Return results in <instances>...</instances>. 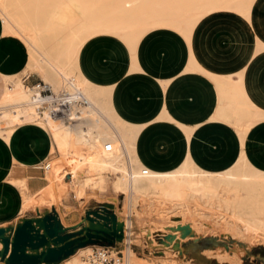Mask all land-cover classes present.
I'll use <instances>...</instances> for the list:
<instances>
[{
    "label": "rangeland",
    "instance_id": "obj_1",
    "mask_svg": "<svg viewBox=\"0 0 264 264\" xmlns=\"http://www.w3.org/2000/svg\"><path fill=\"white\" fill-rule=\"evenodd\" d=\"M35 1L36 3H40L42 8L46 7L48 4V0H39L38 2L37 0H4L8 11L12 15L23 18L21 20L25 23V27L27 28H30V20H28V18L33 21L37 14L38 19L35 18L37 22L36 25L39 26L40 30L46 33V35L43 36L44 45L49 48L50 51H56L61 43H64L67 38H70L68 28L71 27L77 31L79 30L80 26L78 25H80L83 17L79 15V13L77 16L73 15L75 11H72V16L75 18V20L74 18L72 20L74 21L73 24L75 23L74 25L72 22L65 24L63 19L56 17V19H54L55 25L52 24L54 28L48 34L45 31L48 29L47 21L39 18L40 12H36V9L33 8V6L36 5ZM76 1L86 2L88 0ZM126 1L128 2L124 5L123 3ZM171 1L172 4L168 3L167 0H102V4L98 3L95 6L96 12H93L97 14L101 13L100 15H104L103 18L108 20L118 15L120 19H118V17L116 18L119 23L131 22L129 26H127L131 29V36L136 35L138 31H142L143 29H149L144 35L142 42L137 43L136 47L139 55L141 54V64H144L147 70L153 72V74L151 77L147 75L148 78L146 77V79L139 75L138 77L134 76L131 80L138 78L140 80L138 82L136 80L131 82L130 80L122 87L123 91L130 92L131 105L138 110L143 109L146 112V115L152 119L151 122L146 123V128L137 139L135 155L137 154L136 156H138L145 165L157 161L163 168H171L175 162L182 163L185 159L187 151L185 148L186 133H188L190 136L189 152L196 167L200 169L202 173L208 172L213 173V175L216 174L215 177L218 178L217 180H221L227 175V173L232 171L242 155V146L239 141V135L233 125L215 121L213 117L221 106L224 110L229 109V102L227 100L219 102L218 90L226 85L231 87L233 83L226 81L228 79L216 82L209 78L205 73L198 71L204 70V65H199L197 67L193 64L191 44L186 36H191L193 38V32L201 20L217 11L220 12L214 16V19H216L215 27L221 26V24H226L227 21L238 20V18L237 15L232 12L223 11L217 8L218 0H170V2ZM257 1L258 0H230L228 6L232 9L239 8L230 11L241 15L252 24L254 23L252 13ZM64 2L66 3V1ZM180 2H184V10L180 8L181 13H179V17L177 13L175 14V12L172 11L170 18L165 20H155V17L158 18L163 15V11L155 12V10H162L165 6L164 14L166 15L168 6L177 7ZM147 3L151 9L153 7V11H150L147 14L152 20L149 19L145 25H139L138 21L142 23V20L138 18L134 20L130 19V21L126 20L127 14L132 11L133 15H135L136 12L137 15H139L140 12L143 11L140 7H143ZM120 6L121 8L119 11L114 9ZM132 6L133 10H129ZM81 11L83 13L86 12L83 3L81 5ZM44 12V10H41V14ZM87 13L88 14L83 15L84 18L89 15V12ZM121 14L123 15L121 16ZM188 14L191 17L187 16ZM142 18H144L143 15ZM164 21H167L166 25H164ZM124 25L121 24L116 26L118 28H123ZM213 26L214 25L209 29L213 30ZM5 33L8 36L12 35V37H16L9 32ZM180 36L183 39L182 42L178 47H175L176 44L174 46L170 45L171 48L170 50H167V56L177 55L175 61H181L183 63L182 70H180L179 74L199 73L212 82L215 93V106L212 114L206 119V121L225 125L230 135H226V133L223 132V135H226V139L222 136V138L219 139V142H214V145L216 146L209 145L207 142L199 140V149H201L202 154L206 151L205 155L202 157H205L210 161L212 156L214 157L217 155L215 153H220L219 155L223 153V141L225 142V140H228V146L232 149L233 154L224 167L209 168L197 161L192 151V143L196 129L201 125V122L186 123L178 119L172 113L167 97L168 89L175 75L161 77L154 71L155 65L160 61V50L151 53L148 50L149 44L151 43L150 41H157L158 43L165 41L166 44H168V42L173 43ZM12 37H0V65L2 64L4 69L13 71L14 76L19 75L22 78L23 73L20 72L24 70L21 66H23L22 60L25 59V55L22 54V49L15 41L17 39L22 43V40L19 37ZM127 43L128 41L123 32H118L116 34L99 33L91 37L88 40L87 45L84 46L85 48L83 47L81 49L79 61L81 60L83 62L86 58L92 59L95 66L94 69L96 70H103L99 60L110 61L111 59H116L117 62H119L118 64L127 67L129 63H131L125 47L127 46ZM157 46L161 48L160 44ZM260 54H264V43L262 41L258 42L255 51L251 55L249 64L240 70H246L251 65L252 58ZM139 55L137 57H139ZM94 60H97V65L94 63ZM145 61L147 64H145ZM141 67V65L140 67H137V69L134 67L133 70H141ZM205 69L207 68L205 67ZM122 72L128 71L121 70L120 75H122ZM230 75L231 74H224V76L227 77H231ZM125 76L127 77L128 74ZM239 76L242 81H244L248 75L239 72ZM253 76L257 78V75ZM248 77L251 78L252 76ZM32 78L35 79L34 83L28 84L27 82L29 81L24 82L26 87L33 89L37 86L36 84L43 82L37 73H32L30 79ZM155 80H157L158 85ZM126 87L129 89L126 90ZM1 90L2 82L0 83V93ZM240 95L244 100L247 99L245 93H241ZM250 95L252 97L251 99L256 102V91H253ZM262 95L263 97L261 99L264 100V88ZM142 101L148 103V106L143 107L144 103L142 104ZM162 101L164 108L163 113L161 114V112H158L160 106L158 107L157 104ZM258 103L260 104V101ZM149 104L151 106H149ZM225 104L227 106H225ZM219 105L221 106L219 107ZM238 118L242 119L244 123L257 124L251 129L246 138V152L250 163L264 174V139L262 141V139L258 138L255 134V130L261 125H264V103L262 102L261 108L255 106L244 110L241 117L233 115L232 122L235 124ZM174 120L176 123L172 122ZM1 122L4 123H1L2 128L5 129L7 127V125H5V119ZM175 124H177V126ZM259 129L261 132H264V127H260ZM32 130L39 132V130L36 129V126L31 124L16 127L13 132H15L14 136H21L23 133ZM209 135H211V133L206 129L202 131L200 136L201 138H206V136ZM12 136L13 133L10 136V140H12ZM0 141H3L5 144V140L1 135ZM200 145H204V147L202 148ZM57 147L58 146L55 145V148L53 149L54 154L52 156V162L48 163L50 164L51 169L49 168V174H46V176H51V181L57 175L65 172L64 169L68 170V168L70 169L74 165V161H72L73 159H61L63 156L61 153L64 152L63 150L60 152L61 149L59 147L58 151ZM121 158V163L123 160V163L127 162L125 157L121 156ZM58 168L60 169L59 171ZM118 172L117 170L104 171L101 176L96 177L97 180L95 178V182H91L85 187V189L83 183L87 180V177L83 176L73 180V176L69 175L63 180L64 186H62L63 181L56 184V192L58 195L56 194L55 198L48 193V188L51 186L53 188L52 181L51 186L49 185L46 191L47 198L40 195L29 205L27 200L23 209L19 212L0 217V227L10 225L15 226L16 223L20 221V218H14L12 222L6 225H4V222L8 221V219H11L15 215L18 216L27 205L31 212L28 211L19 217L35 216L36 211L38 210L44 212L46 209L54 208L58 212L64 225L72 222H77V224H79L82 221V217L84 220L87 210L95 209L99 206H106L113 209L116 214L118 213L123 218L121 221L125 224L124 240L116 243L114 248L116 250H123V253L127 256V260L130 264H264V226L261 228L259 235L250 232L242 222V220H246V217H242L238 212L233 211V209H231L232 205L229 206L235 201L238 192V195H240L239 189L237 190L229 183H227V185L226 183H223L221 184L222 186L220 188L219 196L214 200L208 201L203 198L192 199L189 196L183 195L178 201L170 202L171 205L169 203L167 205V203H160L161 198L134 196L132 199L128 194L122 195L117 192L114 187V182L117 177L120 176ZM33 174V176L37 175V177L43 176L41 171H39V173L33 172ZM8 178L9 177H7L5 181H8ZM58 179L60 178L58 177ZM49 181L50 180L47 179V182ZM100 181H102L101 185L98 184ZM58 184H61V186ZM262 187L264 190V180ZM152 203H157L159 207L152 205ZM85 222L86 220L83 221V223ZM180 226H189L188 232L180 228ZM178 243L182 248L181 250L176 247ZM94 247L95 245L92 244L82 247L74 255L60 264H84L85 257H88L92 253ZM2 248L3 243L0 241V249ZM0 264L6 263L0 259Z\"/></svg>",
    "mask_w": 264,
    "mask_h": 264
},
{
    "label": "bare ground",
    "instance_id": "obj_2",
    "mask_svg": "<svg viewBox=\"0 0 264 264\" xmlns=\"http://www.w3.org/2000/svg\"><path fill=\"white\" fill-rule=\"evenodd\" d=\"M38 1L39 0H37V2ZM64 1H66V3ZM167 1L172 4V1ZM127 2L128 1L123 4L126 5ZM229 2L230 0H218L217 8L221 10L239 9L230 8L228 6ZM82 3L86 8L85 13L81 11ZM98 3L102 4V0H88L86 2H78L76 0H48L46 7L42 8L40 3H36L35 1L36 5L33 6V8L36 9V12H40L39 18L47 21L48 29L45 31L48 34L54 28L52 24H54V19H56V17L63 19L65 24L68 22H72L73 24L74 21L72 20L74 17L72 16V11H75L73 15L77 16L79 13V15L83 17L80 25H78L80 26L79 30L77 31L71 27L68 28L70 38H67L64 43H61L56 51H50L43 43V36L46 35V33L40 30L39 26L36 25L37 22L35 18L38 19V15H35L36 17L33 21L28 18V20H30V28H27L25 27V23L21 20L23 18L12 15L8 11L4 0H0V20L4 25V31L22 40L23 50L26 54V73L35 72L39 74L43 82L49 86L54 93V99L51 98L48 101L49 104L45 105L43 104L44 100L42 99L41 86H36L33 89L28 88L25 86L22 79H15L17 75H11L12 77L5 79L3 95L0 100L1 137H3L7 145L11 148L10 136L15 128L27 122H32L52 137L55 145L61 149L60 152L63 150L64 153H61L63 154L61 159H73L74 165H72L74 167L72 166V169L68 168V170L64 169L65 172L57 175V178H53V188L51 185V187L48 188L49 195L54 198L57 194L56 184L58 182L61 183L65 177L72 175L73 180L83 176L87 177V180L83 183L85 189L87 185L91 182H95V178L101 176L106 170H117V172L119 170L118 174H120V176H118L114 182L115 189L118 192L128 194L132 199L134 196L161 198L160 203H167V205L168 203L171 205V203L176 200L178 201L183 195L189 196L192 199L203 198L208 201L214 200L220 194L221 184L226 183L227 185V183H229L232 187L240 191V195H238V192L235 201L229 206L232 205L231 209H233V211L238 212L242 217H246V220H242V222L250 232L259 235L261 228L264 226V190L262 187L264 174L250 163L246 152V138L251 129L257 124L244 123L240 118L236 120L235 124L232 122L233 115L241 117L242 112L246 109L255 106L261 108L264 100L261 99L263 97V87L261 88L258 86L260 84L258 81L259 79L254 76L251 78L247 76L246 80L242 81L239 73L231 74V77H227L222 73L212 72L208 68L205 69V66L203 67L204 70H198L205 73L216 82L228 79L226 81L233 83L231 87L226 85L218 90L219 102L227 100L229 102V109L224 110L222 106L219 105V107H221L218 108L213 117L215 121L233 125L239 135L240 140H238L242 146V155L232 171L227 173L222 179L220 177L221 180H217L218 178L215 177L216 174L213 175V173L208 172L202 173L201 170L196 167L189 152L190 136L188 133H186L185 146L187 151L182 163L178 164V162H176L177 164L174 165V168H163L157 161L145 165L144 162L136 156L137 154L135 155V150L137 139L147 124L133 126L124 121L122 122L121 119L119 120V115L114 106L106 99H102L94 84L81 73L78 62L80 51L85 46L86 42L99 33L116 34L118 32H123L128 41V48L134 55L137 43L143 39L149 29H143L142 31H138L136 35L131 36V29L127 27L131 22L119 23L116 18L118 15L109 20L104 19V15L101 16V13H95V6ZM183 3L180 2L177 7L168 6L166 15L164 14L165 6L162 10H155V12L163 11V15L158 18L155 17V20L170 18L172 11H174L175 14L177 13L179 17V13H181L180 8L184 10ZM120 8L121 6L114 9L119 11ZM140 9H143V11L140 12L139 15H137V12L135 13L137 16L133 15L132 11L127 14L126 20L130 21V19L134 20L138 18L142 20V23L138 21L139 25H145L149 19L152 20L147 14L153 11V7L151 9L147 3L143 7H140ZM41 10L45 12L41 14ZM129 10H133V6L130 7ZM87 12H89V15L84 18L83 15L88 14ZM122 15L123 14H121V16ZM142 15L144 18H142ZM187 16L191 17L189 14ZM118 19H120V17H118ZM163 23L166 25L167 21ZM121 24H125L123 28H118L116 26ZM186 38L191 44L193 64L197 67L199 65L203 66V63L198 59L194 51V36L193 38L191 36H186ZM2 77L4 78V75L1 76V78ZM253 91H256L257 94L256 102L251 99L250 93ZM241 93L247 95L246 100L242 98L240 95ZM67 99L70 104L68 115L56 117L54 115L53 103L56 102V100L58 102H63ZM81 101H86L88 104ZM259 101L260 104L258 103ZM225 106L227 105L225 104ZM4 119L6 122L5 125H7L5 129L1 126V123H3L1 121H4ZM172 122L174 123L175 120ZM175 125L177 126V124ZM108 142L113 145L111 151L105 149V145ZM121 156L125 157L127 162L123 163V160L121 163ZM50 167V164H45L43 166L47 171ZM59 170L58 168V171ZM3 171V176L5 178L9 174L10 169L6 167ZM0 175L2 174L0 173ZM58 177L60 179H58ZM12 183L10 185L12 188H18V190L21 187L23 188L21 185L23 182ZM63 184L64 181L62 186H64ZM98 184L101 185L102 181ZM58 185L61 186V184ZM26 202V199L23 200V202H18L17 197L12 193L0 192V217L19 212L23 209ZM152 205L158 206L157 203H152ZM127 264H130L128 260Z\"/></svg>",
    "mask_w": 264,
    "mask_h": 264
},
{
    "label": "crops",
    "instance_id": "obj_3",
    "mask_svg": "<svg viewBox=\"0 0 264 264\" xmlns=\"http://www.w3.org/2000/svg\"><path fill=\"white\" fill-rule=\"evenodd\" d=\"M225 11H229L237 15L238 20L227 21L226 24H221V26L215 27L216 19H214V16L220 12L217 11L201 20V22L196 26L193 32L195 40L194 51L198 59L206 68L215 73L235 74L243 72L248 76L257 75L260 83L258 86L264 88V54L254 56L252 58L251 65L246 70H240L249 64L251 59L250 56L255 51L258 42L262 41L264 43V0H258L256 2V6L252 13L254 20V23L252 24L233 11ZM1 23L2 22L0 20V37H12L6 35L4 25ZM212 25H214L213 30H210L209 28ZM182 40L183 39L180 36L173 43L168 42V44H166L165 41L161 43H158L157 41H150L151 43L149 44L148 50L151 53L153 51L160 50V61L157 65H155L154 71L161 77H170L175 75L168 89L167 97L172 113L178 119L186 123L201 122V125L196 129L192 143V151L197 161L209 168L224 167L233 154L232 149L229 148L227 143L229 141L225 140L226 135H230L228 133L229 131L223 124L206 121V119L212 114L215 106V93L212 82L199 73H184L179 75L180 70H182L183 63L181 61H175V57L177 55L167 56V50H170L171 48L170 45L174 46L176 44L175 47H178ZM15 41L22 49V54L24 53L25 55V59H23L24 61L22 60L23 66H21L24 70H21L22 72H20L23 73L22 78L17 75L15 76V79L19 80L20 78L24 80L23 83L29 81L27 82L28 84H33L35 79H30V77L32 73L35 72L26 73V54L23 50L22 43L17 39ZM140 42H142V40L138 43ZM87 43L88 41L85 46ZM159 44L161 45V48L157 46ZM125 47L131 61L127 67H123L118 64L119 62H117L116 59H111L110 61L99 60L103 70H96L94 69L95 66L93 64V60L88 58H86L83 62L80 60L78 62V66L81 73L94 84L102 99H106L114 106L117 114L119 115V120L121 119L122 122L124 121L125 123H129L133 126L146 124L151 122L152 119L146 115V112L143 109L138 110L131 105L130 92L123 91L122 87L134 76L138 77L139 75L146 79L147 75L151 77L153 72H149L144 64H141V54L139 55L137 47L134 55L129 50L128 45ZM138 55L139 57H136ZM94 63L97 65V60H94ZM139 64L142 66L141 70H133L134 67L136 69L137 67H140ZM145 64H147V62ZM121 70H127L128 72H122V76L120 75ZM127 74L128 76L126 77L125 75ZM3 75L4 78L2 77V79L1 76ZM11 75H14L13 71L4 69L1 64L0 83L2 82V90L0 93V100L5 86L4 80L12 77ZM135 80L138 82L140 79H132L131 82H134ZM155 81L158 85L157 80ZM127 89L129 88L126 87V90ZM142 104L143 107L148 106V103H145V101H142ZM149 106L151 105L149 104ZM157 106H160L158 112H161L162 114L164 108L163 101L159 102ZM26 124L36 126L32 122H27L22 126ZM260 127H264V125H261ZM260 127L255 130V134L263 141L264 132H261L259 129ZM36 129H38L39 132L32 130L27 133H23L21 136L17 135L18 137L16 135L14 136L15 132H13L14 138L12 136L11 148L6 142L4 144L3 141H0V173L2 174L0 175V192L14 194L17 197L18 202H23V200L26 199L28 200V205L40 195L47 198L46 191L48 186L51 185V176H46L49 172L45 170L43 166L52 162V156L54 154L53 149L55 148V143L53 142L52 137L48 133L41 130L38 126H36ZM206 129H208L211 135L206 136V138H201L200 135L202 131ZM223 132L226 133V135H223ZM222 136L225 137V142L223 141V153H221V155H219L220 153H215L217 155L214 157L212 156L213 160L211 159L210 161L207 158L202 157L205 155L206 151L202 154L201 149H199V140H203L209 145H214V142H219V139H221ZM201 147L203 148L204 145ZM176 164V162L173 164V168ZM6 167H9L10 172L4 178L3 170ZM39 171L42 172V177H37V175L33 176V172L39 173ZM7 177H9L8 181H4ZM47 179L50 181L47 182ZM12 182H23L24 184H21L23 188L21 185L19 190L18 188L10 187ZM119 193L126 195L122 192ZM28 205L18 216L15 215L11 219H8V221L4 222V225L12 222L14 218H21L19 216H22L29 211L30 208ZM116 215L120 220H123L122 216L118 213ZM75 224H77V222L67 223L65 225L71 226Z\"/></svg>",
    "mask_w": 264,
    "mask_h": 264
},
{
    "label": "water",
    "instance_id": "obj_4",
    "mask_svg": "<svg viewBox=\"0 0 264 264\" xmlns=\"http://www.w3.org/2000/svg\"><path fill=\"white\" fill-rule=\"evenodd\" d=\"M84 220L66 226L52 208L22 217L15 226L0 227V259L6 264H60L87 245L114 247L124 240L125 224L113 209H89ZM180 228L189 230V226ZM176 247L182 249L179 243Z\"/></svg>",
    "mask_w": 264,
    "mask_h": 264
},
{
    "label": "built area",
    "instance_id": "obj_5",
    "mask_svg": "<svg viewBox=\"0 0 264 264\" xmlns=\"http://www.w3.org/2000/svg\"><path fill=\"white\" fill-rule=\"evenodd\" d=\"M36 85L42 87L43 104L48 105V101L53 98L54 93L44 82H40ZM68 101V99L63 102H58L56 100V102L53 103L54 115L56 117L68 115V110L70 108ZM81 102L88 104L86 101ZM112 148L113 145L110 142L106 143L105 149L107 151H111ZM85 264H127V256L124 255L123 250H116L114 247L110 246L95 245L92 253L88 257H85Z\"/></svg>",
    "mask_w": 264,
    "mask_h": 264
}]
</instances>
